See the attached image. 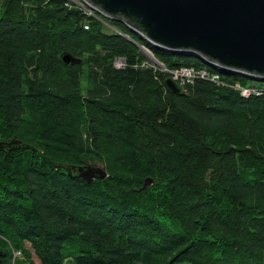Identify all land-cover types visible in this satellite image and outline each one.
<instances>
[{
  "label": "trees",
  "instance_id": "trees-1",
  "mask_svg": "<svg viewBox=\"0 0 264 264\" xmlns=\"http://www.w3.org/2000/svg\"><path fill=\"white\" fill-rule=\"evenodd\" d=\"M94 14L0 0V144L30 147L0 149V264H264V82ZM142 48L226 85L170 94ZM236 82L260 93L244 98ZM87 165L107 177L67 173Z\"/></svg>",
  "mask_w": 264,
  "mask_h": 264
},
{
  "label": "water",
  "instance_id": "water-1",
  "mask_svg": "<svg viewBox=\"0 0 264 264\" xmlns=\"http://www.w3.org/2000/svg\"><path fill=\"white\" fill-rule=\"evenodd\" d=\"M99 14L125 24L157 47L198 57L207 65L264 82V0H84ZM65 65L81 59L63 52ZM170 94L184 95V86L164 80ZM9 151L30 149L18 141L0 144ZM67 173L87 183L104 180L100 166H71ZM145 179L143 187L151 185Z\"/></svg>",
  "mask_w": 264,
  "mask_h": 264
},
{
  "label": "built area",
  "instance_id": "built-area-1",
  "mask_svg": "<svg viewBox=\"0 0 264 264\" xmlns=\"http://www.w3.org/2000/svg\"><path fill=\"white\" fill-rule=\"evenodd\" d=\"M65 1L79 6L84 11L85 14L89 16H93V17L96 16L95 18L100 19L99 16L94 14L95 11L97 13L98 11L92 8L91 6H89L84 0H65ZM84 28L87 29V26H85ZM142 49L146 53V55L149 57L152 64H154L155 66H158L159 68H161L162 71L168 73V78L172 79L174 82L182 86L193 84L196 80H204L210 83H214L216 85H226V83L221 79L220 73L213 70L212 68L180 67V68H175L172 70H167L166 68L163 67V65L160 62H158L153 57L150 51H148L145 48H142ZM118 61L122 63L121 66L117 67L115 64L114 65L116 68H121L123 66V61L121 59H118ZM229 87L239 91L240 95L244 98H248L251 95H258L260 93V91L255 85L243 86L240 83L236 82L234 84H230ZM19 255H20V252H15L14 258H16V256H19Z\"/></svg>",
  "mask_w": 264,
  "mask_h": 264
},
{
  "label": "rangeland",
  "instance_id": "rangeland-1",
  "mask_svg": "<svg viewBox=\"0 0 264 264\" xmlns=\"http://www.w3.org/2000/svg\"><path fill=\"white\" fill-rule=\"evenodd\" d=\"M121 62L116 60L115 61V65L118 67V66H121ZM257 82H251V85H256ZM260 85H262L264 87V83H258ZM90 87V82L89 80H84L82 79V90H83V93L86 94V90ZM26 248H28V245H26ZM17 259H21V256H16ZM33 260L35 261L36 264H38V261L35 259V257L33 256Z\"/></svg>",
  "mask_w": 264,
  "mask_h": 264
}]
</instances>
